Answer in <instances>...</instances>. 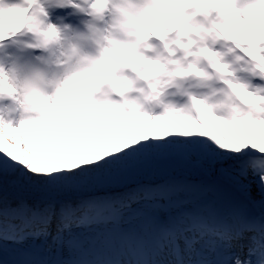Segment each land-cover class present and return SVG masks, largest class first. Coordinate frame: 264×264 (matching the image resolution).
Returning a JSON list of instances; mask_svg holds the SVG:
<instances>
[{"label":"snow or ice","instance_id":"1","mask_svg":"<svg viewBox=\"0 0 264 264\" xmlns=\"http://www.w3.org/2000/svg\"><path fill=\"white\" fill-rule=\"evenodd\" d=\"M175 2L167 75L210 90L189 107L114 116L91 100L107 62L52 96L0 69V100L39 114L0 127V264H264V0ZM31 4L0 0V49Z\"/></svg>","mask_w":264,"mask_h":264},{"label":"clouds","instance_id":"2","mask_svg":"<svg viewBox=\"0 0 264 264\" xmlns=\"http://www.w3.org/2000/svg\"><path fill=\"white\" fill-rule=\"evenodd\" d=\"M249 2L237 0L234 6L244 9ZM29 7L32 26L8 44L16 51H0V69L13 76L17 88L39 72L43 79L38 91L52 96L54 81L107 62L112 75L99 89L93 86L91 100L125 119L157 115L169 107L186 108L192 94L210 91L199 87L196 79L167 75L174 71L169 49L180 37L175 0H76L74 11L80 17L76 25L63 17L53 22L47 0H33ZM38 115L25 111L19 95L0 100V127Z\"/></svg>","mask_w":264,"mask_h":264},{"label":"rangeland","instance_id":"3","mask_svg":"<svg viewBox=\"0 0 264 264\" xmlns=\"http://www.w3.org/2000/svg\"><path fill=\"white\" fill-rule=\"evenodd\" d=\"M48 3H50V0H47ZM51 4V3H50ZM61 14V15H60ZM49 15L53 22H57L58 17H63L66 22L72 23L74 25L79 23L80 17L76 15L74 8L71 6H64V7H54L52 6ZM10 52H15L16 47L15 46H8ZM2 51V49H0ZM11 59V58H10ZM2 62V61H0ZM253 193L255 194V189H253Z\"/></svg>","mask_w":264,"mask_h":264}]
</instances>
